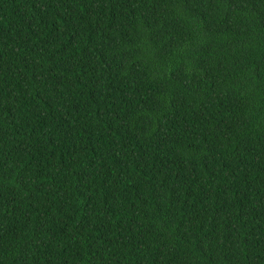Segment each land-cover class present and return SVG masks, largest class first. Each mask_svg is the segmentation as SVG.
Returning <instances> with one entry per match:
<instances>
[{
  "label": "trees",
  "instance_id": "obj_1",
  "mask_svg": "<svg viewBox=\"0 0 264 264\" xmlns=\"http://www.w3.org/2000/svg\"><path fill=\"white\" fill-rule=\"evenodd\" d=\"M0 264H264V0H0Z\"/></svg>",
  "mask_w": 264,
  "mask_h": 264
}]
</instances>
